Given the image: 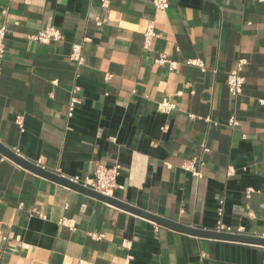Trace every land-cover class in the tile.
Returning a JSON list of instances; mask_svg holds the SVG:
<instances>
[{
    "label": "crops",
    "instance_id": "1",
    "mask_svg": "<svg viewBox=\"0 0 264 264\" xmlns=\"http://www.w3.org/2000/svg\"><path fill=\"white\" fill-rule=\"evenodd\" d=\"M102 1L0 0V27L7 28L0 142L66 177L119 165L111 196L189 226L217 231L220 220L234 231L243 227L237 234L259 236L264 1L169 0L158 9L153 0H109V10ZM149 21L161 36L146 48ZM50 26L63 32L61 40L28 38ZM86 38L85 62L77 65L71 48ZM161 55L176 68L158 63ZM196 58L206 69L187 63ZM240 59L247 60L246 81L234 99L226 78ZM75 86L80 103L69 117ZM164 99L177 107L165 113ZM3 156L0 264H264V245L167 228ZM191 160L201 178L182 168Z\"/></svg>",
    "mask_w": 264,
    "mask_h": 264
},
{
    "label": "built area",
    "instance_id": "2",
    "mask_svg": "<svg viewBox=\"0 0 264 264\" xmlns=\"http://www.w3.org/2000/svg\"><path fill=\"white\" fill-rule=\"evenodd\" d=\"M264 1V0H262ZM153 3L156 8L158 9H167L169 7V0H153ZM102 6L106 9L109 10L110 8V1L109 0H103L102 1ZM107 18H97L96 19V24L97 25H102ZM6 31L7 28L5 26L0 27V65L5 57V39H6ZM161 34L157 32L156 30V24L154 21H149L145 31H144V43L145 47L149 48L152 44V41L155 38L160 37ZM28 38L31 40H36L40 41L43 43H48L52 40H61L63 38V32L58 28L54 26L46 27L44 29L39 30L35 34H30L28 35ZM89 41V38L84 39L82 42H77L73 43L71 52H70V59L73 60L77 65H83L85 62V55H84V42ZM158 63H165L169 62V67L170 70H174L176 68L177 63L175 61H170L167 59L166 55H161L159 59H157ZM188 64L196 65L198 67H201L202 69H206V65L204 61L200 58L196 59H190L187 61ZM247 63L246 59H240L236 66L228 71L227 73V78H226V83L228 85L229 91L232 94L234 99H237L242 93L244 89V84L246 81L245 76L243 75V70L244 66ZM79 91V87L75 86L72 90V95L68 104V116L71 117L74 114L75 107L77 106L78 103H80V99L77 96V92ZM261 103L264 104V100H261ZM177 107V104L175 102L169 101L167 99H164L160 103V108L162 111L165 113H169L172 111L174 108ZM210 120V119H207ZM17 124L23 129L24 121H23V116L19 115L16 118ZM239 124L237 118L235 115H232L229 119V125L234 127ZM203 150L205 152H208L210 149L207 147L205 144L202 145ZM17 153L16 151H14ZM3 158H6L3 156ZM37 165H39L42 168H45L43 166V161L42 159H38L36 161ZM170 166V165H168ZM182 168L185 170L191 171L194 176L197 178H201L203 174L201 171L197 170L195 167V160L191 161H185L182 164ZM228 175H231L234 173V169L232 167H229L228 169ZM120 175V166L119 165H114V166H107L103 163H100L97 165L94 175L91 177H85L84 179H81L79 176H74V177H66L65 175H62V177L69 178L71 181L75 183H80L83 186L89 187L97 192H100L104 195H109L111 196L113 194V190L117 186V178ZM254 191L252 187H249L246 190V195L249 197L251 193ZM223 208L220 207L218 209L219 214H222ZM217 231L219 232H226V233H232V234H237L243 231V227H240L237 231H234L231 227L225 226L220 220L218 221V227ZM93 237L95 238H101L102 235H97V234H92ZM261 237H264V230L263 232L259 235ZM5 238V237H4Z\"/></svg>",
    "mask_w": 264,
    "mask_h": 264
},
{
    "label": "water",
    "instance_id": "3",
    "mask_svg": "<svg viewBox=\"0 0 264 264\" xmlns=\"http://www.w3.org/2000/svg\"><path fill=\"white\" fill-rule=\"evenodd\" d=\"M0 152L11 159L12 161L16 162L17 164L23 166L24 168L43 176L47 179L59 182L61 184L70 186L76 190L82 191L84 193H87L89 195L95 196L101 200L110 202L124 210H127L129 212L138 214L140 216L146 217L150 220L155 221L156 223L165 226L170 229H174L176 231L184 232L187 234H192L200 237L205 238H211V239H220V240H229V241H238V242H245V243H253V244H259L264 245V237L261 236H251V235H242V234H232V233H226V232H219L215 230H209V229H203L200 227H193L189 226L162 216L155 215L153 213L147 212L141 208L135 207L129 203H126L125 201L118 199L113 196L104 195L100 192H97L89 187L83 186L80 183H75L71 181L69 178L62 177L61 175L52 172L48 169L42 168L39 165L28 161L27 159H24L17 153H15L12 149L7 147L6 145H3L0 142Z\"/></svg>",
    "mask_w": 264,
    "mask_h": 264
}]
</instances>
